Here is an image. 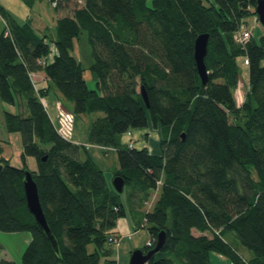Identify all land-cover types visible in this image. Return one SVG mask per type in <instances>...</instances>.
Masks as SVG:
<instances>
[{"label":"trees","instance_id":"1","mask_svg":"<svg viewBox=\"0 0 264 264\" xmlns=\"http://www.w3.org/2000/svg\"><path fill=\"white\" fill-rule=\"evenodd\" d=\"M257 1L51 0L52 36L0 5L6 22L0 99L22 108L5 112V127L21 134L22 156H36L39 167L30 171L0 157V231L30 233L20 263L2 258L0 264H120L109 236L127 215L125 188L132 207H144L159 191L154 207L144 210L153 243L142 249L154 248L161 231L166 240L148 264H212V252L231 264H264V35L257 40L251 30L246 42L236 37L252 29L247 18L258 19ZM83 31L96 89L73 53ZM203 33H209L206 85L194 58ZM241 56L248 59L249 85L239 104L233 90ZM39 73L49 79L47 88L36 87ZM51 86L73 103L74 118L104 114L92 121L89 142L116 153L122 193L92 157L82 158L86 145L59 132L42 100ZM151 123L161 129L159 152L136 139L133 147L121 143ZM27 171L58 250L28 209ZM235 238L252 255H242Z\"/></svg>","mask_w":264,"mask_h":264},{"label":"rangeland","instance_id":"2","mask_svg":"<svg viewBox=\"0 0 264 264\" xmlns=\"http://www.w3.org/2000/svg\"><path fill=\"white\" fill-rule=\"evenodd\" d=\"M35 12H33V18L37 23V29L39 33H46L48 35H54L55 27H56V10L54 8L51 0H31ZM40 14V16L38 15ZM39 17V18H38ZM249 21L250 28L249 30H253V33L257 40H260V37L264 35V27L255 17L247 18ZM42 23L46 25V30H43L38 26V24ZM252 32V31H251ZM74 55L83 63L86 71L85 78L88 82V85L91 89H96V79L94 77V73L90 69L92 63H94V58L92 55L91 45L88 39L87 31H83L79 38L75 40V49L73 51ZM264 63V61H263ZM239 66H240V78L239 85L237 88H234V96L237 103H241L248 92L249 85V63L246 56H241L239 58ZM58 97V98H57ZM47 103L49 112L53 117H56V107L53 106L52 103L62 104L68 110H73V103L66 100L56 89L55 86H51L50 93L44 98V103ZM1 104H5L6 110L18 113L22 108L19 106H11L10 104L3 103L0 99V157L4 156L9 159L11 164L16 167H23L27 165L30 171H38V160L36 156H26L25 158L22 156L23 154V141L22 136L18 132H8L5 127L4 120V110L1 108ZM103 113H94L88 115H77L74 127V139L73 141L84 140L83 142H79L87 146V150H82V158H86L87 155L92 157L97 165L105 172L106 178L111 186L114 187V178L115 173L119 168V162L117 155L114 154L111 150L109 152L102 150L98 146H95L89 142V131L91 127V123L98 116H103ZM64 121L65 120L64 118ZM69 121V119H68ZM67 121V122H68ZM70 122V121H69ZM151 129H154L152 123L148 127L137 128L134 129L135 133L141 132V134L151 133ZM146 131V132H145ZM140 134V133H138ZM69 136V134H68ZM135 139V138H134ZM155 144L158 141V138L154 139ZM128 144V139H127ZM142 142H144V137L140 136L138 140L137 146L141 147ZM158 146V144H157ZM154 148V147H153ZM159 191L153 192L149 196V199L144 207L141 209L150 210L154 207V204L158 198ZM122 200L126 206L128 216L132 212V204L128 200V192L127 188L122 193ZM142 211L136 215V218L140 219V224L135 225L133 227V235L126 236L121 239L117 234V242L112 244L114 249V257L118 259L120 264H129L130 256L133 250L144 247L147 242L151 239L148 227H146V221L144 218V214ZM149 226V224H147ZM115 231V229H113ZM30 233L28 232H3L0 231V241L4 246V249L0 253V258H10L20 263L21 256L27 245L29 243ZM235 246L238 248L239 252L244 256L252 255L251 251L244 247L238 239L235 238L234 241ZM119 245V246H118ZM95 248L94 244L89 245V251L92 252ZM104 259H102L103 263ZM211 261L212 264H231V259L222 254H218L216 252L211 253ZM101 263V264H102Z\"/></svg>","mask_w":264,"mask_h":264},{"label":"crops","instance_id":"3","mask_svg":"<svg viewBox=\"0 0 264 264\" xmlns=\"http://www.w3.org/2000/svg\"><path fill=\"white\" fill-rule=\"evenodd\" d=\"M0 5L4 6L18 20H20V21L29 20L33 23L35 28L37 27L36 26L37 23L32 16L33 12H35L36 10H35L34 5H33L31 0H0ZM38 15L40 16V14H38ZM5 26H6V22L3 18L2 13L0 12V35L3 32V30L5 29ZM38 26L43 30V32H45V30L47 28L46 25H43L42 23H40V24H38ZM34 83L36 84V87L40 88V89L47 88L50 85L49 79L45 76L44 73H39L36 76V78H34ZM42 100L44 101V98ZM45 104H46L47 110L49 112L48 105L46 102H45ZM52 104H53V106L56 107V117H53L51 115V113L49 112V115L51 116L53 122L58 127L60 133L69 137V139L73 140L74 134H75L74 133V127H75V121H76V118H74L73 112L71 110H68L67 108H65L62 104L56 105L57 102L52 103ZM11 106L15 107L17 105H11ZM21 107H23V110H24L25 107L23 105ZM1 108H2V110H4L3 112H4V117H5V112L7 111L5 104H1ZM64 118L67 121L69 119L70 122L64 121ZM138 133H140V134H138ZM138 133H135V131H133L134 138L137 140V144H138V140H139L140 136L141 137L143 136L144 142H142V146H148L151 151L159 152V150H160L159 138L161 136V129L160 128L151 129V133H147V132L145 134H141V132H138ZM68 134H69V136H68ZM156 138H158V141L155 144L154 139H156ZM127 139H128L127 135L122 136L121 143L126 144L125 142L127 141ZM83 141L79 140V141H75V143L81 144L79 142H83ZM157 144H158V146H157ZM112 152L114 154H116L114 151H112ZM131 211L132 212H130L131 214L129 216L127 213V215L125 217L119 219V221L117 222V226L115 228V234H117L121 239H123L126 236L133 235V227L135 225L140 224V219L136 218V215L138 213H141V215H142L143 210L141 209L140 205L136 204L135 206L132 207ZM143 214H144V211H143ZM29 240H30V238H29ZM2 258L15 261V260L10 259V258H4V257H2ZM2 258H0V259H2Z\"/></svg>","mask_w":264,"mask_h":264},{"label":"water","instance_id":"4","mask_svg":"<svg viewBox=\"0 0 264 264\" xmlns=\"http://www.w3.org/2000/svg\"><path fill=\"white\" fill-rule=\"evenodd\" d=\"M256 13L258 16L259 21L264 27V0H258L256 6ZM208 46H209V33L200 34L194 44V58L196 61V67L198 73L201 77L202 84L206 85L208 82V69L206 65V57L208 54ZM142 97L149 107V98L147 95V91L145 87L141 88ZM114 188L118 193H122L124 190L125 182L123 177L116 176L114 178ZM24 190L25 196L27 200V206L30 212L35 216L37 223L41 226V228L46 232L47 236L49 237L50 241L53 244V247L58 250V244L51 232L49 224L47 222L41 201L39 196L38 185L34 180L32 173L27 171L26 178L24 181ZM166 240V232L161 231L156 239V245L154 248L145 251L142 248H138L132 251L129 264H148V261L157 253L159 252Z\"/></svg>","mask_w":264,"mask_h":264},{"label":"built area","instance_id":"5","mask_svg":"<svg viewBox=\"0 0 264 264\" xmlns=\"http://www.w3.org/2000/svg\"><path fill=\"white\" fill-rule=\"evenodd\" d=\"M53 5H55V3H53ZM251 34H252V32H251V30H249V29H247V28H243L239 33H238V35L236 36L237 37V39L240 41V42H246V41H248L249 40V38H250V36H251ZM62 134V133H61ZM63 135V134H62ZM64 137H66V138H68L69 139V137H67V136H65V135H63ZM127 137H128V145L130 146V147H133L134 146V134L131 132V131H129L128 133H127ZM117 236H115V234H111L110 236H109V242H111V243H116L117 242ZM152 243H153V240L152 239H150L148 242H147V244L149 245V246H151L152 245Z\"/></svg>","mask_w":264,"mask_h":264}]
</instances>
